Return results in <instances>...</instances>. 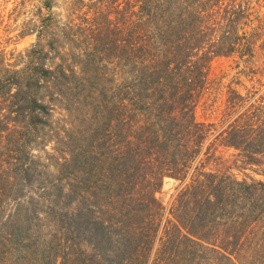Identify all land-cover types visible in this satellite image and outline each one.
<instances>
[{
	"label": "trees",
	"instance_id": "1",
	"mask_svg": "<svg viewBox=\"0 0 264 264\" xmlns=\"http://www.w3.org/2000/svg\"><path fill=\"white\" fill-rule=\"evenodd\" d=\"M111 1H69V13L78 24L53 29L45 18L33 24L35 41L27 60L19 67L0 65V136L2 131L23 133L29 121L49 114V104L37 95L43 85L49 98L62 100L65 86L89 82L90 75L83 67L97 54L104 57L109 48L103 39V25L114 14ZM209 1L211 5L216 2ZM122 2L127 24L136 16L139 19V41L128 43L123 50L127 54L139 51V63L132 61L139 66V75L124 85V101L117 106L125 115V144L117 150L121 166L113 162L115 156L105 148L98 132L112 124L108 101L95 94L97 100L89 107L92 115L86 128L65 142L59 170L66 183L60 188L62 195L51 199L52 208L60 205L62 243L77 254L59 259L49 254L43 263L139 264L140 256L146 264L149 256L156 259L167 245L173 247L176 239L201 249L211 246L231 261L237 252V232L234 222L233 227L223 213L235 206L240 211L239 220H245L264 195V181L205 170L204 158L199 155H209L214 143L232 148L242 166H256L264 177V104H249L201 151L207 126L194 118L195 96L204 79V71L197 65L223 54L217 43V13L203 15L200 0ZM41 4L48 8L51 3L41 0ZM239 7L228 0L220 14L229 30L241 12ZM63 39L67 41L65 51L61 50ZM75 51L81 55L79 74L71 65L53 61L61 54L75 56ZM20 144L19 152L24 150V143ZM138 163L139 182L135 183L132 177ZM13 165L20 167L18 175H28L23 158L17 156ZM96 175H104V185L97 183ZM164 175L183 183L167 210L170 217L160 225L161 207L153 192ZM77 184L84 187V195H76ZM96 189L105 195H89ZM93 207L99 217L93 216ZM53 223L57 228L56 220Z\"/></svg>",
	"mask_w": 264,
	"mask_h": 264
},
{
	"label": "rangeland",
	"instance_id": "2",
	"mask_svg": "<svg viewBox=\"0 0 264 264\" xmlns=\"http://www.w3.org/2000/svg\"><path fill=\"white\" fill-rule=\"evenodd\" d=\"M69 1L50 0L51 4L46 8L41 0H0V65L7 67L15 64L19 67L27 60V52L35 41L33 24H38L40 19H48L53 29L63 24H78V19L69 13ZM200 1L203 15L213 11L217 13V43L223 52L211 57L207 63L197 65L204 71V79L195 96L193 111L195 120L207 126L202 151L214 134L224 129L249 104H264L261 101V97H264V0H233L240 4L241 12H237L231 30L226 21L220 18L228 0H216L213 5L209 0ZM111 9L114 14L103 25V39L109 48L104 57L97 54L83 67L87 76L90 75L89 82L65 86L62 100L49 98L48 90L43 85L37 95L49 104V114L29 121L28 129L23 133L1 132L0 264H44L49 254L58 259L77 254L62 243L59 234L63 225L60 221V205L52 208L51 199L55 195H62L60 188L66 183L65 176L59 170L67 147L65 142L74 137L77 131L86 128L88 118L92 115L89 107L95 104L96 97L108 101L107 113L112 124L98 132L105 148L115 156L113 162L121 166L117 150L125 144V115L117 106L120 107V101H124V85L139 75V66L137 63L132 64V61L139 63V51L127 54L123 50L128 43L139 41V19L136 16L130 25L127 24L122 0H112ZM64 40L62 51H65L63 47L67 42ZM78 52L75 51V56H54L53 61L71 65L79 74L77 67L81 55ZM21 141L24 150L19 152ZM73 144L71 142L70 145ZM209 151L207 156L199 155L204 158L205 170L217 169L236 179L264 181V177L255 170L258 169L256 166L241 165L235 155L236 150L214 143L210 145ZM17 156L23 158L28 175L17 174L20 167L13 165ZM137 165L138 169L132 177L135 183L139 182V163ZM94 178L99 185H104V175ZM182 183L175 177L164 175L159 187L153 192L161 207L160 225L165 224V220L170 217L167 210ZM83 188L77 184L76 195H84ZM95 191L89 195H105L99 189ZM252 209L245 220H239L240 211L235 206L223 213L222 217L230 219L236 226L237 252L231 261L215 252L211 246L201 249L188 242L178 243L176 239L173 247L167 245L156 259L149 256L146 264H264V195ZM92 214L99 217L100 213L93 207ZM101 216H104L103 213ZM222 217L217 221L218 225L223 223ZM53 220H56L59 229ZM112 232L117 234L116 230ZM49 243L51 246L44 248ZM176 244L179 245L176 247ZM140 258L139 264H143Z\"/></svg>",
	"mask_w": 264,
	"mask_h": 264
}]
</instances>
